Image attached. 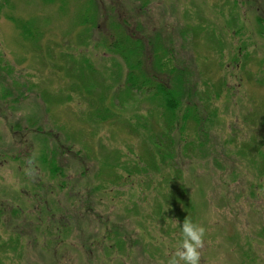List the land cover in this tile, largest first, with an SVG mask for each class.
<instances>
[{
  "label": "rangeland",
  "instance_id": "1",
  "mask_svg": "<svg viewBox=\"0 0 264 264\" xmlns=\"http://www.w3.org/2000/svg\"><path fill=\"white\" fill-rule=\"evenodd\" d=\"M185 219L264 264V0H0V264H169Z\"/></svg>",
  "mask_w": 264,
  "mask_h": 264
},
{
  "label": "trees",
  "instance_id": "2",
  "mask_svg": "<svg viewBox=\"0 0 264 264\" xmlns=\"http://www.w3.org/2000/svg\"><path fill=\"white\" fill-rule=\"evenodd\" d=\"M24 24H21V28ZM26 31L25 29H23ZM142 40V39H141ZM141 40L135 38L131 33L126 31L125 33L119 32V36L110 43V48L121 55L123 60L128 66V74L126 77V84L130 90L138 89V91H142L143 87L151 82L148 75L144 74L142 70L141 56H142V43ZM158 47L164 53L162 47L158 45ZM172 56L166 57L165 53L163 58L158 60V66L160 69H166L167 72H174V66L172 61ZM154 78V77H153ZM189 83L190 80L188 79ZM175 87L179 84L180 80L178 74L174 77ZM173 82V84H174ZM155 84V92H151L154 96H159L162 100L163 108L166 113L167 125H173L171 122L172 115L176 110L178 103L176 102V95L180 93V90L173 87L172 90L169 89L165 83L156 82ZM150 90V89H149ZM146 91V90H145ZM172 114V115H171ZM197 121V120H196ZM56 167H54L51 171L54 172Z\"/></svg>",
  "mask_w": 264,
  "mask_h": 264
},
{
  "label": "clouds",
  "instance_id": "3",
  "mask_svg": "<svg viewBox=\"0 0 264 264\" xmlns=\"http://www.w3.org/2000/svg\"><path fill=\"white\" fill-rule=\"evenodd\" d=\"M181 231L184 238L179 242L177 253L169 260V264H180L181 260L184 261V264H198L197 249L202 243L205 229L191 220L185 219Z\"/></svg>",
  "mask_w": 264,
  "mask_h": 264
}]
</instances>
